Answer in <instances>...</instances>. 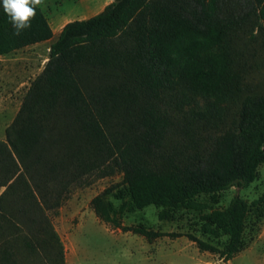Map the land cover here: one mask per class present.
<instances>
[{
	"label": "trees",
	"instance_id": "trees-1",
	"mask_svg": "<svg viewBox=\"0 0 264 264\" xmlns=\"http://www.w3.org/2000/svg\"><path fill=\"white\" fill-rule=\"evenodd\" d=\"M34 7L18 35L0 7V55L54 37ZM256 22L264 27V0H113L67 22L0 139V264H65L53 217L101 177L120 173L125 187L93 197L97 216L149 241L164 233L123 225L126 212L254 182L264 166V93L246 88L235 41ZM249 212L237 193L204 215L208 232L227 235L221 248L187 236L231 260L245 247Z\"/></svg>",
	"mask_w": 264,
	"mask_h": 264
},
{
	"label": "rangeland",
	"instance_id": "rangeland-1",
	"mask_svg": "<svg viewBox=\"0 0 264 264\" xmlns=\"http://www.w3.org/2000/svg\"><path fill=\"white\" fill-rule=\"evenodd\" d=\"M112 1L40 0L38 5L53 29L57 30L70 20L85 19L99 13ZM257 25L238 35L235 49L238 60L248 69L246 88L259 94L264 93V27ZM57 37L55 34L50 40L0 55V139L6 138V128L17 115L31 83L49 60L50 45ZM110 186H115V192L125 187L120 173L98 178L91 185L74 189L53 217L54 226L64 244L65 264H264L263 165L259 167L258 178L246 187H232L214 195H196L192 202L182 206L150 204L126 212L122 218L123 225L142 224L164 233L152 241L132 230L125 231L106 223L97 216L92 199ZM237 193L250 204L244 234L245 247L226 261L218 254L200 251L187 234L223 247L227 235L208 232L204 215L225 208ZM110 200L115 207L123 201L116 197ZM173 233H180V236ZM16 260L18 264H45L40 257L18 256Z\"/></svg>",
	"mask_w": 264,
	"mask_h": 264
},
{
	"label": "clouds",
	"instance_id": "clouds-1",
	"mask_svg": "<svg viewBox=\"0 0 264 264\" xmlns=\"http://www.w3.org/2000/svg\"><path fill=\"white\" fill-rule=\"evenodd\" d=\"M39 2L40 0H0V7L8 16L15 34L30 27L31 18L35 15L34 6Z\"/></svg>",
	"mask_w": 264,
	"mask_h": 264
},
{
	"label": "crops",
	"instance_id": "crops-1",
	"mask_svg": "<svg viewBox=\"0 0 264 264\" xmlns=\"http://www.w3.org/2000/svg\"><path fill=\"white\" fill-rule=\"evenodd\" d=\"M70 21H71V20H70ZM65 24H66V23H65ZM65 24H63L60 28L58 27L57 30L53 29V31H54V35H55V34L59 35V33H60L61 30H62V27H63ZM52 28H53V27H52ZM2 191H3V188L0 187V194L2 193Z\"/></svg>",
	"mask_w": 264,
	"mask_h": 264
}]
</instances>
